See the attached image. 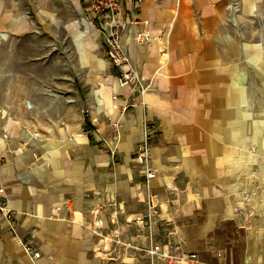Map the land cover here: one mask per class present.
Masks as SVG:
<instances>
[{"label": "crops", "instance_id": "0c3cea01", "mask_svg": "<svg viewBox=\"0 0 264 264\" xmlns=\"http://www.w3.org/2000/svg\"><path fill=\"white\" fill-rule=\"evenodd\" d=\"M121 3L144 96L119 85L87 0H0V264H150L151 244L192 264H264V195L246 190V171L264 169V119L251 112L264 104V0ZM142 32L152 40L137 43ZM71 40L78 66L56 80L55 45L64 54ZM146 122L151 185L169 201L151 227L130 223L146 211Z\"/></svg>", "mask_w": 264, "mask_h": 264}, {"label": "built area", "instance_id": "2783aa9c", "mask_svg": "<svg viewBox=\"0 0 264 264\" xmlns=\"http://www.w3.org/2000/svg\"><path fill=\"white\" fill-rule=\"evenodd\" d=\"M135 7H139L143 0H131ZM86 10L90 14V23L95 27L104 37V45L106 55L112 65L118 70V82L121 87L132 86L133 90L144 96L148 92V86H144L139 78L138 72L131 64L130 57L122 44L123 32L132 23L123 16L121 0H87ZM139 44H145L152 40L148 32L139 33L136 38ZM117 128V123H111ZM119 137V132L116 131ZM155 131L151 124L144 123L142 128V140L139 143L135 161L142 167L147 191L145 194V213L130 219V223L136 225H143L151 227L154 220L158 217L165 219L168 209V200H163L160 194L153 190L151 185L152 180L156 178V173L151 169L150 164L152 160V140ZM3 193V189H0ZM0 213L6 215L8 213L7 204H0ZM168 220H170L167 217ZM166 221V219H165ZM100 226V225H99ZM15 232V229H12ZM26 252L32 259L40 257V253L32 249L30 245L25 246ZM172 245L166 246L160 244H151L145 249L149 256L151 264H192L196 260L195 254L180 255L173 251Z\"/></svg>", "mask_w": 264, "mask_h": 264}, {"label": "rangeland", "instance_id": "374dc122", "mask_svg": "<svg viewBox=\"0 0 264 264\" xmlns=\"http://www.w3.org/2000/svg\"><path fill=\"white\" fill-rule=\"evenodd\" d=\"M257 12H258L259 16L256 14L257 15L256 17H258V19L260 18L261 20H260V23L255 25V27L257 30H261L262 33H264V3L262 4V7L260 6L259 9H257ZM55 19L58 20L56 16H55ZM52 26H53L52 30L56 36V39L62 38L64 35L67 34V32L62 27L58 26L57 24L52 25ZM36 29H38L39 33L44 32L42 29V26H40V27L37 26ZM87 31H88V29L86 30V32ZM254 42H257V40H255ZM56 44L59 45V42L56 41ZM64 44H65L64 46L66 49L67 42H64ZM70 46H71L70 51L67 50L64 54H62V51L59 48H57L55 45L54 65L56 67V72H57L58 67H62V66L66 67V70H65L66 73L61 74V75H58L56 73V80H58V79L64 80V81L65 80H72L73 74L69 73V68L74 69L76 66H78L79 58L77 56V52L75 51V47H74L72 40L70 41ZM92 59L93 58H90L89 55L87 56L86 60H87L88 65L91 63ZM5 60H6V58L4 57V55L3 56L0 55V67H5L6 65L8 66V64L4 63ZM36 60H37L38 64H41L40 62H42V58L39 57ZM263 64L264 63H261L260 65H263ZM8 77H9V75H8ZM260 92L262 93V95H264V91H260ZM251 112L260 114L262 116L261 118L264 119V104L258 103L257 108H255L254 111L252 110ZM262 141H263L261 143L262 147L260 148L262 151V154H260V157H257V158H258V160L264 162V136H263ZM246 174H247L246 176H247V182H248V185L246 186L247 194L248 195L249 194L264 195V169L263 170H255V171L247 170ZM251 178L260 179L262 181V184L251 185L250 184ZM259 204L264 205V202L260 201ZM150 264H151V262H150Z\"/></svg>", "mask_w": 264, "mask_h": 264}]
</instances>
